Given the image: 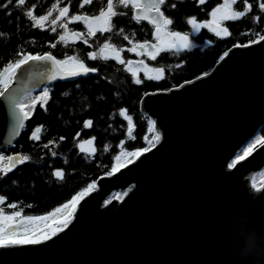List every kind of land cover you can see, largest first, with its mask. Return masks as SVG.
Here are the masks:
<instances>
[{"label":"water","instance_id":"1","mask_svg":"<svg viewBox=\"0 0 264 264\" xmlns=\"http://www.w3.org/2000/svg\"><path fill=\"white\" fill-rule=\"evenodd\" d=\"M227 52L207 76L145 93L140 109L161 133L156 146L101 175L64 231L0 247V264H246L238 244L249 223L264 232V186L251 181L264 168V141L228 165L264 124V41ZM48 64L16 72L18 97L54 81ZM12 111L0 97V149L20 136L6 142Z\"/></svg>","mask_w":264,"mask_h":264},{"label":"trees","instance_id":"2","mask_svg":"<svg viewBox=\"0 0 264 264\" xmlns=\"http://www.w3.org/2000/svg\"><path fill=\"white\" fill-rule=\"evenodd\" d=\"M5 2L0 0V3ZM261 2L264 0H248L252 5L251 11L239 19L224 21L229 34L217 37L210 32L200 37V40H212L210 47L201 44L179 55L169 53L165 62H151L153 66L165 69L164 78L153 80H148L144 73L133 77L125 70V65L116 60H87V53L94 46L59 41V35L66 36L71 28L67 26L66 31L57 26L56 32L51 31L50 17L49 21L43 22L44 29L32 27L33 21L24 13L31 8L34 0H26V4L20 7L0 9V32L6 34L0 36V74L10 61L19 59L16 53L21 50L32 54L50 52L59 60L66 55L76 56L83 59L86 66L98 70L71 80L57 79L33 89L40 94L48 88L47 103L42 106L37 102L15 143L0 149L5 156H30V160L10 172L7 171V160L0 164V168L7 172L6 175L0 173V196L5 197L0 208L6 215L21 212L20 217H14L12 224L28 216L38 217L54 212L88 185H96L101 175L113 173L115 156L146 148L153 135L150 129V121L153 120L140 109L143 95L149 91L167 90L199 77L209 72L233 45L247 44L250 39L256 38L253 33L264 35V11L259 8ZM49 5L40 13L33 11V14L45 15L50 10ZM243 6V0H238L236 8L242 10ZM9 11L11 16L7 15ZM173 14L176 19L180 17L178 12ZM257 16L258 21L254 20ZM51 44H56V47H51ZM136 78L142 83H134ZM122 108L127 109L126 115L132 118L131 135L128 121L120 115ZM85 120L93 121L90 128L84 127ZM37 127H41L37 133L39 139H30ZM77 133L80 136L74 139ZM257 134L264 139V124ZM92 137H95L92 144L95 151L86 157L77 145ZM50 140L55 143L49 144L48 148L43 147ZM56 171L62 172V179L54 175ZM9 204H16L17 207L10 208Z\"/></svg>","mask_w":264,"mask_h":264},{"label":"snow or ice","instance_id":"3","mask_svg":"<svg viewBox=\"0 0 264 264\" xmlns=\"http://www.w3.org/2000/svg\"><path fill=\"white\" fill-rule=\"evenodd\" d=\"M60 0H57L59 3ZM72 0H68V4H71ZM237 0H224L222 5L214 8L212 10V20L211 21H204L198 23L196 17H191L187 19V23L191 25V33H181L179 31H172L168 30V26L173 24V20L168 18L164 11H162V6L168 4V0H107L106 10L105 8H101L99 11V15L89 17L87 13H82L80 15H72L68 16L69 7L65 6L59 9V15L55 16L51 19L50 25L51 31L56 32L57 30V22L61 21V18H66L68 23L71 22H81L86 26L87 31L82 32H75L73 31L71 34L75 37L76 40H82L85 44L89 43L88 38L95 37L96 33L99 32L102 35L106 32L111 33L115 25L112 24V18L116 16H127V12H118L115 9L117 5L122 6L125 9H131V19L136 20L137 22L140 21H148L149 23L153 24L155 27V31L152 33L153 40L155 43L149 40H144L143 42L137 41L131 48H128L127 51L135 52L136 55H146L151 60H156L157 56L160 55L162 52H169L172 55H179L182 51L188 50L195 45L189 39L190 34L195 35L198 33L202 28H208L210 31H213L217 37H221L222 35L229 34L228 29L222 27L221 24L223 21L226 20H234L244 17L249 11L252 9V5L248 3V0H243L244 2V10L243 11H233L232 6L236 4ZM92 0H81L80 7L83 8L87 4H91ZM200 4H204L205 0H199ZM26 4V0H6L5 3H0V9H9L10 6L20 7ZM56 5H53L55 8ZM170 8H176V4L172 3L169 5ZM36 5L33 4L31 8L27 9L24 15L30 20L33 21L32 27H37L44 29V23L49 21V17L52 16V11L49 10L45 15L35 16L33 14ZM259 8L261 11H264V2L259 3ZM11 12H7L8 16H11ZM254 20L258 21L259 16L254 17ZM60 28L67 29V23L61 22L58 25ZM117 35H123V39L128 41L129 44H132V39L129 38L128 35L124 34V29L121 28L116 32ZM244 35H247L244 33ZM255 39H250L247 44L244 45H234V47H249L250 45L258 44L261 41H264V35L260 33H253ZM0 36H6L5 33L0 32ZM135 36V33L132 34ZM111 37L109 36L106 38L105 42L101 45V47L97 51L88 52L87 59L90 60H97L103 59L105 61L112 59L118 61L121 65H125V70L131 72L133 77L137 76V72L133 71L130 67L133 64L132 60L125 61L120 53L125 51L123 48H117L115 45L109 43ZM59 41H65V36L63 34L59 35ZM208 43H211L209 41ZM91 47V45H89ZM51 47L55 48L56 44H51ZM111 49L115 55L108 56L105 55V50ZM16 55L19 59L14 61H10L5 68L2 70V74H0V97H4L5 100L9 103L12 107V123L7 130V140L8 144H11L13 139L20 134L21 129L25 127V121L30 117L35 105L37 102H40L43 106L47 103L48 92L49 89L45 88L44 91L40 94V96L32 97L27 92L25 96L27 99L23 97L17 96V89H13L11 87V81L16 77V72L21 70L24 65L29 64L30 62H49L47 66L48 75L45 77L47 80H56L57 78L64 79L67 77H76L80 75H87L88 73H95L98 70L96 68H90L86 66L83 59H79L76 56H65V59L58 60L55 56L51 53H44V54H32L31 52L26 51H18ZM228 55V52H224L223 55L220 57L223 60ZM141 65H144L143 61H139L137 64V68ZM146 67V66H145ZM179 67V65H177ZM156 76H147L148 80L153 79H162L164 78L165 69L163 67H159L155 69ZM41 76H44V72H40ZM205 76L208 73H204ZM136 84H141L142 81L139 78L134 79L133 81ZM191 81H189L190 83ZM79 87V85H77ZM11 89V90H10ZM67 95V93H64ZM47 111V109H45ZM120 115L123 116L128 121L129 127V135H131L132 130V118L131 116L126 115L127 109H120ZM93 124L92 120H85L84 127L90 128ZM155 125V121H150V129L155 130L152 126ZM42 127V126H41ZM41 127H37L30 139L38 140L39 136L37 133L41 131ZM156 131V135L149 141V146L146 148L138 149L134 152L127 153L128 156L132 158H138L139 156L143 155L144 153L150 151L153 147H155V142H159L161 139V135L159 134L158 130ZM80 136V133L76 134L74 139H77ZM61 140L64 137H60ZM95 137H92L88 140H83L78 143V148L80 152L85 153L86 157L94 153L95 149H92L91 152L89 149L85 148V145H89L90 148L93 144ZM257 141L256 143H259ZM54 140H50L48 144L43 145V147L48 148L49 144H54ZM123 144V141L121 142ZM107 148V146H105ZM253 150V143H249L245 148L241 149L243 155L238 153L235 157V160L228 165L229 168L234 167L236 162L241 161L244 159L245 156L249 155ZM53 156L56 155L55 152L52 153ZM116 164L113 167L112 171L115 172L119 170L120 167L126 166L128 163H131L132 160H123L121 159L120 155L115 156ZM7 160V171H12L17 165L24 164L26 161L30 160V156L24 155H9L5 156L4 154L0 153V163H3ZM0 173L4 175L7 172H4L3 168H0ZM111 174V173H109ZM54 175L57 178L62 179L63 175L61 171L54 172ZM95 187L94 184L88 185L86 189L82 192L78 193L76 196H73L72 199L67 203L64 204L60 208H56L54 212L48 213L44 216H28L24 219L27 221H44L46 230L41 232L39 235H28L24 239H14L11 238L14 232L19 231L18 227L12 226V221L14 217H20V211H14L11 215H6L3 208H0V247H11L17 245H36L40 244L48 239H51L53 236L57 235L58 233L64 231L68 225L71 223V218L75 214V210L77 205L81 199L93 188ZM126 195V193L124 194ZM5 201L4 196H0V204H3ZM8 207L15 209L17 207L16 204H9ZM30 207V206H29ZM51 221V227H48V222Z\"/></svg>","mask_w":264,"mask_h":264},{"label":"flooded vegetation","instance_id":"4","mask_svg":"<svg viewBox=\"0 0 264 264\" xmlns=\"http://www.w3.org/2000/svg\"><path fill=\"white\" fill-rule=\"evenodd\" d=\"M144 2H147V0H144ZM81 0H72L71 4H68V0H60L59 3H57L56 0H34V4L36 5V8L34 11L36 13H40L42 9L46 8L47 4L49 5V8L52 9V13L59 15V9L63 8L65 6L69 7V13L68 16L72 15H80L82 13H87L89 17L91 16H97L99 15V11L101 8H105L107 5V0H92L91 4L85 5L83 8L80 7ZM175 3L176 8H170L169 5ZM224 3V0H205L204 4H200L199 0H168V4L162 6V11H164L165 15L173 20V24L168 26V30L172 31H179L181 33H191V25L187 23V19L191 17H196V20L198 23L204 22L205 20L210 19L212 10L219 5H222ZM53 5H56L55 8H53ZM238 0L236 4H234L232 7L237 9ZM245 7V5L243 6ZM116 11L118 12H127V16H116L112 18V24L115 25L113 32L111 33H104L103 35L99 32L96 33L95 37L88 38L89 43L86 45H92V39L96 40L98 38H108L111 37V40L109 41L110 44L115 45L117 48H123L125 51L121 52V57L127 61L132 60L133 64L130 66L133 71H136L137 74H142L143 72L141 69L145 65L151 66V62L159 63V62H165L169 57V52H162L159 56H157L156 60H151L146 55H136L135 52H129L127 51L128 48H131L133 44H135L137 41L143 42L144 40H149L155 43L153 40L152 33L155 31V27L153 24L149 23L148 21H140L137 22L136 20L131 19V9H125L122 6L117 5L115 7ZM238 10V9H237ZM178 12L180 14V17L178 19L175 18L173 12ZM172 13V14H171ZM38 16H40L38 14ZM37 16V17H38ZM61 21L67 23V26L71 28L70 32H68L65 36V40L68 43L73 42H83L82 40H73L70 35L73 31L75 32H86V26L81 22H71L68 23L66 18H61ZM59 21V22H61ZM52 27V26H51ZM57 27V26H56ZM124 29V34L128 35L130 39H132L133 43L129 44L128 41L123 39V35H117L116 32H118L119 29ZM215 33L213 31H210L208 28H202L198 33L195 35L189 36V39L192 41L193 44L196 43H202L204 46L210 47L213 43L212 40L211 43H208V39H202L200 40V37L207 33ZM135 33V36L133 37L132 34ZM216 36V35H215ZM83 44H85L83 42ZM96 48V47H95ZM96 51L95 49L91 50ZM111 57V56H110ZM90 60V59H87ZM139 61H143L144 65H141L139 69L137 68V64ZM154 67H158L155 66ZM159 68V67H158Z\"/></svg>","mask_w":264,"mask_h":264},{"label":"rangeland","instance_id":"5","mask_svg":"<svg viewBox=\"0 0 264 264\" xmlns=\"http://www.w3.org/2000/svg\"><path fill=\"white\" fill-rule=\"evenodd\" d=\"M233 8V11H243L244 9H242V10H237V9H235L234 7H232ZM50 10H52V9H50ZM55 16H57L56 14H54V13H52V16L50 17V19H52V18H54ZM212 20V15L210 16V19H208V20H205V21H211ZM61 22H63V21H61ZM61 22H57V26L59 25V23H61ZM221 26L222 27H225V24H224V21L222 22V24H221ZM226 28V27H225ZM222 36H224V35H222ZM70 37L73 39V40H76L75 39V37H73L72 36V34L70 35ZM103 38V37H102ZM102 38H98V39H96V40H91L92 41V45L94 46V49L97 51L100 47H101V45L105 42V40H106V38H104V40H102ZM208 41H210L209 39H208ZM201 44L203 45V42L202 43H196V44H194L195 46H201ZM204 46V45H203ZM96 47V48H95ZM90 52H92V51H90ZM105 55H108V56H113V55H115V53L111 50V49H106L105 50V53H104ZM68 56V55H67ZM65 59V58H64ZM146 66V67H145ZM145 66H143V68L141 69V71L145 74V75H147V76H156V72H155V69L156 68H158V67H154L153 65H151V66H149V65H145ZM44 91V90H43ZM30 96H32V97H36V96H40V94L42 93H37V92H35V91H33V90H31V91H29V92H27ZM23 98L24 99H27L28 97L27 96H23ZM147 115V114H146ZM148 116V115H147ZM152 119V118H151ZM153 120V119H152ZM154 129L155 130H157L155 127H154ZM155 130H153V135H152V138L157 134L156 133V131ZM152 138H151V140H152ZM263 138H262V136L260 135V134H256L254 137H252L250 140H248L242 147H241V149H243V148H245L249 143H253V149H255V147H257L260 143H262L263 142ZM257 141H260L259 143H256ZM155 144H157V142H155ZM149 146V145H148ZM147 146V147H148ZM85 148L86 149H89V151H91L92 149H93V146H91V148H90V146L89 145H85ZM241 149L237 152V154L238 153H240L241 155H243V153L241 152ZM253 151V150H252ZM236 154V155H237ZM12 155V154H11ZM236 155L234 156V158H233V160H232V162L235 160V157H236ZM121 159H122V161L123 160H134V159H136V158H132V157H130V156H128L127 155V152H125V153H122L121 155ZM1 164V163H0ZM3 164V163H2ZM251 181H252V183L254 184V185H256V186H258V187H263L264 186V168L263 169H261L260 171H258V172H256V173H254V175L251 177ZM96 186V185H95ZM124 194H125V192H121V191H116L115 192V194H114V196H111V197H116V198H122L123 196H124ZM73 218V217H72ZM71 218V219H72ZM24 222H27V220H23V221H20V222H18V223H15V224H12V226L13 227H17L19 224H21V223H24ZM48 227H51V221L50 222H48ZM46 230V226H45V223H44V225H43V227H42V230L41 229H39V230H36V231H34L31 235H39L41 232H43V231H45ZM28 236V235H27ZM27 236H22V237H11V238H14V239H24V238H26Z\"/></svg>","mask_w":264,"mask_h":264},{"label":"clouds","instance_id":"6","mask_svg":"<svg viewBox=\"0 0 264 264\" xmlns=\"http://www.w3.org/2000/svg\"><path fill=\"white\" fill-rule=\"evenodd\" d=\"M238 255L246 264L250 260H264V232L258 231L250 223L238 244Z\"/></svg>","mask_w":264,"mask_h":264},{"label":"bare ground","instance_id":"7","mask_svg":"<svg viewBox=\"0 0 264 264\" xmlns=\"http://www.w3.org/2000/svg\"><path fill=\"white\" fill-rule=\"evenodd\" d=\"M161 138H162V136H161ZM96 189H97V186H95L90 191H93V190H96ZM44 223H45L44 221H27V222L21 223V224H19L17 226L19 228V231L14 232L12 236L13 237H22V236L30 235L36 230H39V229L42 230V227H43Z\"/></svg>","mask_w":264,"mask_h":264},{"label":"built area","instance_id":"8","mask_svg":"<svg viewBox=\"0 0 264 264\" xmlns=\"http://www.w3.org/2000/svg\"><path fill=\"white\" fill-rule=\"evenodd\" d=\"M159 134L161 135V133L159 132Z\"/></svg>","mask_w":264,"mask_h":264}]
</instances>
